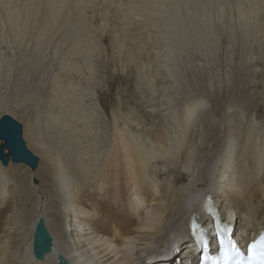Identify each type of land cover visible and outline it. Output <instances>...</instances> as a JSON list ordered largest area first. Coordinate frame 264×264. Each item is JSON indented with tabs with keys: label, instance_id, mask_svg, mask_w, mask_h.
<instances>
[{
	"label": "rangeland",
	"instance_id": "rangeland-1",
	"mask_svg": "<svg viewBox=\"0 0 264 264\" xmlns=\"http://www.w3.org/2000/svg\"><path fill=\"white\" fill-rule=\"evenodd\" d=\"M70 95L92 119L85 143L93 145L109 144L116 119L145 145L151 128L163 130L169 142L163 154L177 156L185 105L196 100L199 115L190 128L197 138L202 114L223 130L225 118L240 111L242 131L256 141L264 137V0H0V118L9 113L21 126L30 120L43 138L53 125L48 116ZM54 128L56 141L61 130ZM58 142L65 145V138ZM9 196L7 205L16 221L24 215L25 226L19 198ZM234 229L242 242L248 238ZM184 232L172 236L181 242ZM174 241L143 247L141 261L163 264Z\"/></svg>",
	"mask_w": 264,
	"mask_h": 264
},
{
	"label": "bare ground",
	"instance_id": "bare-ground-1",
	"mask_svg": "<svg viewBox=\"0 0 264 264\" xmlns=\"http://www.w3.org/2000/svg\"><path fill=\"white\" fill-rule=\"evenodd\" d=\"M72 100L70 95L59 103L57 115L48 116L53 125L47 124L43 138L35 123L24 121L22 139L38 159L34 169L22 163L12 167L11 162L5 168L0 163V264H58L59 256L69 264H144L139 253L143 247L169 240H175L177 254L170 251L163 264H187L197 257L195 247L189 248L187 223L183 241L172 234L179 233L189 210L206 195L214 207L216 200L221 204L216 210L222 222L237 227L239 234L241 229L247 240L264 227V137L254 141L242 131L240 111L227 114L223 130L212 128L209 112L202 114L198 123L205 133L197 138L190 126L199 115L200 102L186 104L176 156L163 154L169 146L163 130L151 128L150 144L145 145L128 128L120 129L113 118L107 146L85 143L91 139L92 119ZM52 128L61 130L56 141L51 138ZM63 137L61 146L58 140ZM92 148H103V152ZM4 153L8 156L7 150ZM9 191L28 215L25 226L24 215L20 213L16 221L7 205ZM197 212L198 208L192 214L207 228L211 218ZM41 220L51 240L49 252L38 261L31 247L34 228Z\"/></svg>",
	"mask_w": 264,
	"mask_h": 264
},
{
	"label": "water",
	"instance_id": "water-1",
	"mask_svg": "<svg viewBox=\"0 0 264 264\" xmlns=\"http://www.w3.org/2000/svg\"><path fill=\"white\" fill-rule=\"evenodd\" d=\"M0 140L4 143L0 147V163L3 166L7 165L9 158L13 163H22L31 169L37 166L38 159L26 149L22 139V126L8 115L0 118ZM5 150L8 151V156L5 155ZM50 240L45 223L42 220L39 221L34 228L32 240V254L36 260H42L49 252ZM58 264H69V262L59 256Z\"/></svg>",
	"mask_w": 264,
	"mask_h": 264
},
{
	"label": "snow or ice",
	"instance_id": "snow-or-ice-1",
	"mask_svg": "<svg viewBox=\"0 0 264 264\" xmlns=\"http://www.w3.org/2000/svg\"><path fill=\"white\" fill-rule=\"evenodd\" d=\"M261 241L264 242V237H261ZM200 243H201V246H202L203 249H207L208 248V243L209 242H208V239L206 237H202ZM227 243L229 245H231L233 253L235 255H239V252H238V250L236 248V245L233 242V240L229 239L227 241ZM220 244L222 246L224 244V240H223L222 237L220 238ZM256 249H257V244H255V243L251 244L249 246V248H248V250L253 253V257H252L253 261L256 260V253H255ZM223 260H224V264H231V256L227 252L224 253ZM259 262H260V264H264V249H262L261 252L259 253Z\"/></svg>",
	"mask_w": 264,
	"mask_h": 264
}]
</instances>
